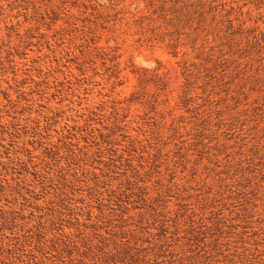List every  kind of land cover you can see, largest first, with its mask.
Here are the masks:
<instances>
[{
  "label": "rangeland",
  "instance_id": "rangeland-1",
  "mask_svg": "<svg viewBox=\"0 0 264 264\" xmlns=\"http://www.w3.org/2000/svg\"><path fill=\"white\" fill-rule=\"evenodd\" d=\"M0 264H264V0H0Z\"/></svg>",
  "mask_w": 264,
  "mask_h": 264
}]
</instances>
